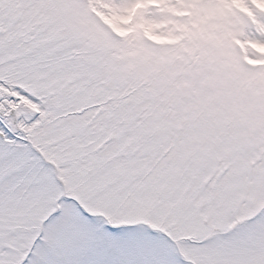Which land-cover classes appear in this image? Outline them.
<instances>
[{"label":"snow or ice","instance_id":"6c2138e0","mask_svg":"<svg viewBox=\"0 0 264 264\" xmlns=\"http://www.w3.org/2000/svg\"><path fill=\"white\" fill-rule=\"evenodd\" d=\"M0 264H264V0H0Z\"/></svg>","mask_w":264,"mask_h":264}]
</instances>
